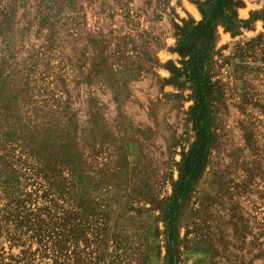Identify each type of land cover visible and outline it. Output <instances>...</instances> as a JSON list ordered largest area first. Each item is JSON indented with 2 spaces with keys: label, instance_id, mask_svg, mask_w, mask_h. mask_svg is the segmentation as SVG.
Masks as SVG:
<instances>
[{
  "label": "rangeland",
  "instance_id": "1",
  "mask_svg": "<svg viewBox=\"0 0 264 264\" xmlns=\"http://www.w3.org/2000/svg\"><path fill=\"white\" fill-rule=\"evenodd\" d=\"M207 0H0V264H264V0H234L197 90Z\"/></svg>",
  "mask_w": 264,
  "mask_h": 264
},
{
  "label": "trees",
  "instance_id": "2",
  "mask_svg": "<svg viewBox=\"0 0 264 264\" xmlns=\"http://www.w3.org/2000/svg\"><path fill=\"white\" fill-rule=\"evenodd\" d=\"M234 5V0H207L200 6L203 20L193 26L179 28L176 51L186 60L183 61L182 70L176 71L175 76H184L197 90V103L192 109L197 126V140L194 147L187 153L183 163L180 179L177 182L178 188L176 191L179 192L184 185L194 179L206 161L211 133L199 124L204 115V91L207 93L209 89L204 63L214 25L222 23L229 27L234 26L236 22Z\"/></svg>",
  "mask_w": 264,
  "mask_h": 264
}]
</instances>
